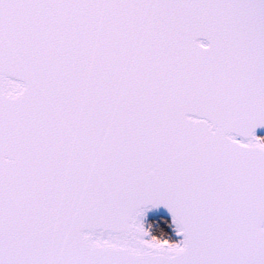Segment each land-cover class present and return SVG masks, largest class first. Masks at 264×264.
<instances>
[{"label":"snow or ice","instance_id":"snow-or-ice-1","mask_svg":"<svg viewBox=\"0 0 264 264\" xmlns=\"http://www.w3.org/2000/svg\"><path fill=\"white\" fill-rule=\"evenodd\" d=\"M258 130L264 0H0V264H264Z\"/></svg>","mask_w":264,"mask_h":264},{"label":"water","instance_id":"water-1","mask_svg":"<svg viewBox=\"0 0 264 264\" xmlns=\"http://www.w3.org/2000/svg\"><path fill=\"white\" fill-rule=\"evenodd\" d=\"M258 135L264 136V130H258Z\"/></svg>","mask_w":264,"mask_h":264},{"label":"trees","instance_id":"trees-1","mask_svg":"<svg viewBox=\"0 0 264 264\" xmlns=\"http://www.w3.org/2000/svg\"><path fill=\"white\" fill-rule=\"evenodd\" d=\"M169 234L171 235L172 233H171V232H169Z\"/></svg>","mask_w":264,"mask_h":264}]
</instances>
